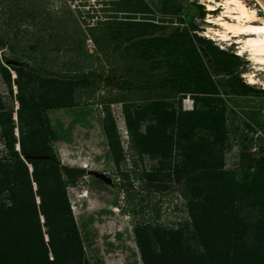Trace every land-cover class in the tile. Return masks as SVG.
<instances>
[{
    "label": "rangeland",
    "instance_id": "obj_1",
    "mask_svg": "<svg viewBox=\"0 0 264 264\" xmlns=\"http://www.w3.org/2000/svg\"><path fill=\"white\" fill-rule=\"evenodd\" d=\"M245 1L254 6L253 1ZM261 12L258 15L262 17ZM205 14L187 0H0V59L16 58L63 76L94 71L102 78L101 82L75 87L79 106L46 111L50 139L45 148L52 150L60 165L75 168L86 163L113 183L108 185L85 174L64 188L62 181L67 178L55 167L50 169V178L42 182L46 198L64 188L88 264H142L133 241L134 224L176 227L188 222L182 178L177 183L172 168L168 170L160 159L131 148L122 111L123 104L155 100L169 102L174 109L193 108V97L181 93L179 85L173 87L164 73L167 64L163 61L180 48L185 34L200 52L224 101L229 149L223 155V169L239 181L249 180L246 176L254 169L247 166L264 156V72L247 54H239L233 40L210 34L207 30L215 23L204 21ZM212 15L210 20L218 14ZM194 29L205 30L214 42L197 36ZM197 38L228 56L204 55L205 44ZM141 42L148 45L141 47ZM153 58L162 63L154 64ZM214 64L227 69L216 74ZM251 74L256 75L254 83L249 82ZM144 81L148 84L143 85ZM11 88L12 95L0 73V96L7 109L16 108V89ZM107 110L121 148L116 155L110 152L103 133ZM5 155L0 137V157ZM39 170L42 173V166ZM10 186L26 193L28 182L22 169ZM31 186L36 189L33 182ZM0 203V241H6L16 225L23 226V220L9 215L6 208L10 201L5 195ZM23 239L20 236L18 241Z\"/></svg>",
    "mask_w": 264,
    "mask_h": 264
},
{
    "label": "trees",
    "instance_id": "obj_2",
    "mask_svg": "<svg viewBox=\"0 0 264 264\" xmlns=\"http://www.w3.org/2000/svg\"><path fill=\"white\" fill-rule=\"evenodd\" d=\"M204 44V55L228 56L216 46ZM172 52L175 54L163 61L167 64L164 73L173 87L179 85L181 93L193 97V108L174 109L169 102L155 100L123 104L122 111L131 148L160 159L168 170L172 168L177 183L182 178L188 222L176 227L134 224L131 231L140 260L142 264H264V156L247 166L254 169L246 176L249 180L239 181L226 173L223 155L229 144L219 89L188 34ZM152 62L160 65L162 60L153 58ZM221 67L214 64L216 74L227 69ZM0 73L11 95V86L15 87L18 105L7 109L0 96V137L6 150L0 157V202L5 195L10 201L6 208L9 215L23 220L9 240L0 241V264H88L64 191L72 180L62 181L64 188L58 195L46 198L42 193L50 169H60L55 154L45 148L50 139L46 111L79 106L75 87L102 78L94 71L76 76L44 72L6 56L0 59ZM102 128L110 152L116 155L121 148L108 110ZM21 169L28 182L25 194L10 186ZM20 236L22 241H18Z\"/></svg>",
    "mask_w": 264,
    "mask_h": 264
},
{
    "label": "bare ground",
    "instance_id": "obj_3",
    "mask_svg": "<svg viewBox=\"0 0 264 264\" xmlns=\"http://www.w3.org/2000/svg\"><path fill=\"white\" fill-rule=\"evenodd\" d=\"M251 1L256 6L255 0ZM206 5L209 11L217 10V6H221L222 9L212 20L209 18H213V15L207 16L208 23H215V27H209L208 31L220 40H233V43L238 45L239 54H247L252 64L264 72V16H259L258 10L254 6L248 5L245 0L209 1ZM262 11L264 12L263 9ZM249 76V82L254 83L253 78L256 75ZM262 84L264 86V79ZM78 167L90 170L86 163H80ZM89 207H93V202ZM114 210L116 209L112 211Z\"/></svg>",
    "mask_w": 264,
    "mask_h": 264
},
{
    "label": "water",
    "instance_id": "obj_4",
    "mask_svg": "<svg viewBox=\"0 0 264 264\" xmlns=\"http://www.w3.org/2000/svg\"><path fill=\"white\" fill-rule=\"evenodd\" d=\"M260 6L261 8L264 10V0H255ZM15 77V76H13ZM16 93V91H15ZM18 108V105L16 104V108ZM14 120H16V115L14 114ZM17 150L19 149V145H16ZM60 169L62 170L64 176L69 179L72 180L74 179L76 176H81V175H91L96 179L101 180L102 182H104L105 184L108 185H113L111 178H109L108 176H106L105 173L102 172H97V171H93V170H85L83 168H79V167H69V166H64V165H60Z\"/></svg>",
    "mask_w": 264,
    "mask_h": 264
},
{
    "label": "built area",
    "instance_id": "obj_5",
    "mask_svg": "<svg viewBox=\"0 0 264 264\" xmlns=\"http://www.w3.org/2000/svg\"><path fill=\"white\" fill-rule=\"evenodd\" d=\"M188 2H191V3H194V5L196 6V7H200L201 8V10H203L206 14H205V18H204V21H206L207 22V16H211L212 14H213V12H220L222 9H221V6H217L218 8H217V10H215V11H209V10H207V3L210 1V2H212V1H217V0H187ZM256 4V3H255ZM256 6H258L257 4H256ZM257 10H258V13H262L261 12V8L258 6V8H257ZM211 18V17H210ZM207 30V29H206ZM208 31V30H207ZM193 33L194 34H196L197 36H199V37H202V38H204V39H208V40H211V41H213L214 42V40H213V38L208 34V32H206L205 30H202V29H200V30H197V29H194L193 30ZM211 34V33H210ZM218 47L221 49V45H218ZM192 109V108H191ZM255 150H257L258 148H254Z\"/></svg>",
    "mask_w": 264,
    "mask_h": 264
}]
</instances>
